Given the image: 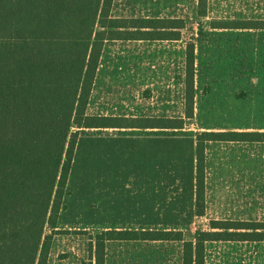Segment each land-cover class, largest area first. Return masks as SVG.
Masks as SVG:
<instances>
[{
    "label": "rangeland",
    "instance_id": "374dc122",
    "mask_svg": "<svg viewBox=\"0 0 264 264\" xmlns=\"http://www.w3.org/2000/svg\"><path fill=\"white\" fill-rule=\"evenodd\" d=\"M200 3L114 0L115 16L185 23L179 39L110 43L89 112L185 122L181 128L80 131L48 264H89L90 237L101 230L175 229L191 239L210 230L214 219L264 220V28L237 27L264 20V0ZM188 43L194 45L191 118L185 112ZM206 132L247 139L206 141L199 215L195 152ZM181 254L179 241L106 244V264H182ZM206 264H264V240L209 241Z\"/></svg>",
    "mask_w": 264,
    "mask_h": 264
},
{
    "label": "trees",
    "instance_id": "16d2710c",
    "mask_svg": "<svg viewBox=\"0 0 264 264\" xmlns=\"http://www.w3.org/2000/svg\"><path fill=\"white\" fill-rule=\"evenodd\" d=\"M113 3L0 0V264H48L82 129L184 125L185 119L178 117L89 112L106 40L179 39L185 23L181 18L115 16ZM237 27L264 28V20ZM186 61L185 112L191 118L193 43L187 45ZM197 138L196 207L203 215L206 141L247 138L227 137L224 132H206ZM210 228L191 239L175 229L101 230L90 237L89 264H106V244L114 239L179 241L182 264H206L209 241L264 240V220L214 219Z\"/></svg>",
    "mask_w": 264,
    "mask_h": 264
},
{
    "label": "crops",
    "instance_id": "0c3cea01",
    "mask_svg": "<svg viewBox=\"0 0 264 264\" xmlns=\"http://www.w3.org/2000/svg\"><path fill=\"white\" fill-rule=\"evenodd\" d=\"M121 40H142V39H108V40H106L105 41V43H104V47H103V50H102V54H101V57H100V61H99V65H98V68H101V66L103 65V60H104V56H105V54H106V52H107V49L111 46V44L110 43H115L114 41H121ZM95 83V82H94ZM94 87V86H93ZM92 94V93H91ZM90 98H91V96H90ZM89 105H90V102H89ZM90 107V106H89ZM91 113V112H90ZM93 114V113H92ZM96 115H105V114H96ZM106 116H115V115H106ZM126 117H128V116H126ZM131 117H133V116H131ZM94 128H100V127H94ZM78 139H79V137H78ZM78 142V141H77ZM76 146H77V144H76ZM76 150V149H75ZM195 154H196V152H195ZM74 159V158H73ZM106 201H108V200H106Z\"/></svg>",
    "mask_w": 264,
    "mask_h": 264
}]
</instances>
